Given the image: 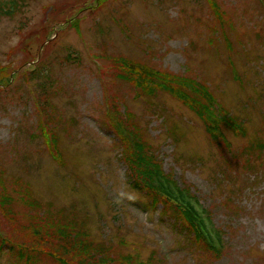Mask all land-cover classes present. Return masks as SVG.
<instances>
[{"label":"rangeland","instance_id":"374dc122","mask_svg":"<svg viewBox=\"0 0 264 264\" xmlns=\"http://www.w3.org/2000/svg\"><path fill=\"white\" fill-rule=\"evenodd\" d=\"M117 60L203 86L215 117L241 133L221 126L228 147L214 142L170 93L118 78ZM0 77V231L10 239L41 231L61 244L62 230L106 264H264V0H21L0 16ZM112 112L197 201V223L207 216L221 232L219 257L132 187ZM1 252L0 264H23Z\"/></svg>","mask_w":264,"mask_h":264},{"label":"trees","instance_id":"16d2710c","mask_svg":"<svg viewBox=\"0 0 264 264\" xmlns=\"http://www.w3.org/2000/svg\"><path fill=\"white\" fill-rule=\"evenodd\" d=\"M17 2H21V0H4L6 5L3 7V1L0 0V16L12 13ZM208 4L212 7L213 16L220 21L221 16L216 5L210 1ZM117 64L119 65L117 77L129 83L135 92L148 94L151 92L148 87H154L165 90L174 98L179 99L201 118L206 134L214 142L222 140L224 146L228 147L220 130L221 126L233 134L241 133L240 124L236 123L228 114L224 113L222 122L215 117V112L218 113L217 110L222 111V109L216 106L205 88L196 82L185 78L168 80L136 63L117 60ZM195 96L203 103L199 104ZM107 123L116 140L115 147L120 148L121 156L119 158L126 164L132 187L144 192L153 203H159L162 210L166 209L168 213L170 210L179 220L178 224L181 229L190 234L189 239L193 240L199 251L206 253L209 258L211 256L219 257L221 248L219 247L217 251L210 248L202 236L197 219L192 214L191 203H197V201L193 200L194 198L189 195L187 189L183 188L181 192L171 177L163 173L154 160L156 155L153 149L151 150V147L144 142L140 130L138 129V134L134 126L123 124L122 119L118 118L115 112L109 116ZM48 142L51 147L50 153L56 158L53 148L54 140L50 138ZM53 233L64 239V243L59 244L54 240L53 235L47 232L15 230L13 239H10L6 233L0 231L1 254L8 260L23 264H35V259H37L35 256L42 257L44 253L57 264H106L104 258L95 260L88 255L81 245L75 244L73 239L68 237V233H64L62 230L53 231Z\"/></svg>","mask_w":264,"mask_h":264}]
</instances>
